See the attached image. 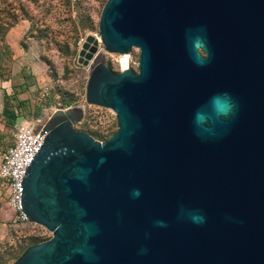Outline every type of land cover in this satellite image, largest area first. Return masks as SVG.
I'll use <instances>...</instances> for the list:
<instances>
[{"label":"water","instance_id":"1","mask_svg":"<svg viewBox=\"0 0 264 264\" xmlns=\"http://www.w3.org/2000/svg\"><path fill=\"white\" fill-rule=\"evenodd\" d=\"M98 29L139 50L118 73L78 51L117 130L50 117L20 205L51 237L14 264H264V0H107Z\"/></svg>","mask_w":264,"mask_h":264},{"label":"rangeland","instance_id":"2","mask_svg":"<svg viewBox=\"0 0 264 264\" xmlns=\"http://www.w3.org/2000/svg\"><path fill=\"white\" fill-rule=\"evenodd\" d=\"M10 1L18 19L5 37L10 55L0 66V152L13 143L21 119L48 112L51 117L55 111L78 106L84 113L74 128L100 142L110 138L117 130L115 113L86 102L89 68L77 62L85 37L100 38L99 18L107 0ZM98 49L110 71L120 72V54L106 51L101 41ZM127 53L129 69L137 72L139 50L132 48ZM9 102L12 107L5 109ZM7 118L15 123L9 125ZM50 237L45 227L17 219L0 179L1 264H14L27 247Z\"/></svg>","mask_w":264,"mask_h":264},{"label":"built area","instance_id":"3","mask_svg":"<svg viewBox=\"0 0 264 264\" xmlns=\"http://www.w3.org/2000/svg\"><path fill=\"white\" fill-rule=\"evenodd\" d=\"M95 37L99 48L101 40ZM122 57L126 59L124 62H121ZM119 64L121 70L123 64L129 68L130 53L120 54ZM48 114L39 117L32 114L21 119L13 135V143L0 154V179L7 190L8 204L20 221H28L20 205V180L50 130Z\"/></svg>","mask_w":264,"mask_h":264},{"label":"trees","instance_id":"4","mask_svg":"<svg viewBox=\"0 0 264 264\" xmlns=\"http://www.w3.org/2000/svg\"><path fill=\"white\" fill-rule=\"evenodd\" d=\"M21 11H24L21 8ZM18 19V14L15 13L13 4L10 0H0V66L2 67L3 59H7L10 55L9 46L5 41V37L10 30L11 27L15 25ZM0 67V68H1ZM2 74V71L0 69V76ZM12 105L9 103H6L5 109L11 108ZM8 124L12 125L15 123V121L11 119H6ZM8 148V147H7ZM7 148L1 150L0 154L4 152ZM2 260L0 258V264Z\"/></svg>","mask_w":264,"mask_h":264},{"label":"bare ground","instance_id":"5","mask_svg":"<svg viewBox=\"0 0 264 264\" xmlns=\"http://www.w3.org/2000/svg\"><path fill=\"white\" fill-rule=\"evenodd\" d=\"M99 53H100L101 56L103 55V52L100 51V50H99ZM125 60L126 59L124 57H122L121 62H124ZM123 65L125 66L126 64H123ZM83 113H84V110H83L82 106H78V107H74V108L70 109V114H71L72 118L73 117L74 118H81ZM51 119H53V117Z\"/></svg>","mask_w":264,"mask_h":264},{"label":"flooded vegetation","instance_id":"6","mask_svg":"<svg viewBox=\"0 0 264 264\" xmlns=\"http://www.w3.org/2000/svg\"><path fill=\"white\" fill-rule=\"evenodd\" d=\"M35 115V114H34Z\"/></svg>","mask_w":264,"mask_h":264}]
</instances>
